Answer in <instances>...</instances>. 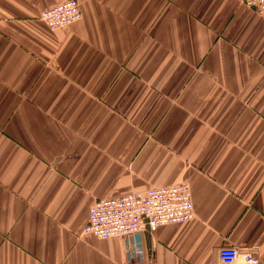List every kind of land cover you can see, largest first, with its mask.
Segmentation results:
<instances>
[{
	"label": "crops",
	"instance_id": "crops-1",
	"mask_svg": "<svg viewBox=\"0 0 264 264\" xmlns=\"http://www.w3.org/2000/svg\"><path fill=\"white\" fill-rule=\"evenodd\" d=\"M0 0V264H136L97 201L187 183L142 264L264 261V16L244 0ZM256 248V249H255Z\"/></svg>",
	"mask_w": 264,
	"mask_h": 264
},
{
	"label": "built area",
	"instance_id": "built-area-1",
	"mask_svg": "<svg viewBox=\"0 0 264 264\" xmlns=\"http://www.w3.org/2000/svg\"><path fill=\"white\" fill-rule=\"evenodd\" d=\"M244 4L264 16V0H244ZM82 19L78 0H69L45 11L41 20L52 32L67 28ZM193 192L189 184L151 188L146 194L134 193L121 198L95 202L85 233L99 239L127 240L129 263L142 264L143 235L166 225L183 224L195 219ZM256 249V248H255ZM217 264H264L254 254H241L236 247H223Z\"/></svg>",
	"mask_w": 264,
	"mask_h": 264
}]
</instances>
